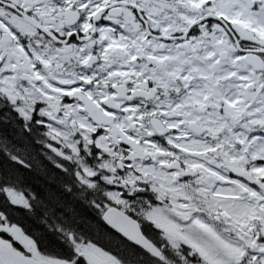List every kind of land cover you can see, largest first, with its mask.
Returning <instances> with one entry per match:
<instances>
[{"label": "snow or ice", "instance_id": "6c2138e0", "mask_svg": "<svg viewBox=\"0 0 264 264\" xmlns=\"http://www.w3.org/2000/svg\"><path fill=\"white\" fill-rule=\"evenodd\" d=\"M0 264H264V0H0Z\"/></svg>", "mask_w": 264, "mask_h": 264}]
</instances>
